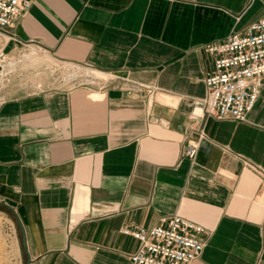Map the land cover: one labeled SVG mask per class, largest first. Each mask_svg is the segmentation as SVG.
Masks as SVG:
<instances>
[{
    "label": "crops",
    "instance_id": "crops-1",
    "mask_svg": "<svg viewBox=\"0 0 264 264\" xmlns=\"http://www.w3.org/2000/svg\"><path fill=\"white\" fill-rule=\"evenodd\" d=\"M29 1L0 52L54 63L0 88V200L30 264H130L140 242L123 229L176 213L206 228L190 264H264V86L243 120L202 102L207 45L264 17V0ZM65 62L113 78L55 84Z\"/></svg>",
    "mask_w": 264,
    "mask_h": 264
},
{
    "label": "built area",
    "instance_id": "built-area-1",
    "mask_svg": "<svg viewBox=\"0 0 264 264\" xmlns=\"http://www.w3.org/2000/svg\"><path fill=\"white\" fill-rule=\"evenodd\" d=\"M29 6V0H0V33L4 34L13 27ZM35 50L45 54L42 48ZM206 50L213 55L215 65L205 78L207 96L202 102L206 115L220 120H243L254 108L264 86V17L251 23L244 31H234L224 40L207 45ZM25 54L15 56L0 52V88L25 61ZM15 62L17 67L10 72L9 68ZM61 68L65 72L96 70L89 65L69 62L62 63ZM104 74L107 77L85 75L69 80L64 76L63 80L74 81L72 85L104 87L113 78ZM198 146L199 142H190L186 155L194 159ZM123 232L140 242L137 250L129 256L130 264H190L202 254L206 245L202 238L206 228L179 213L163 216L159 224L151 228L126 227Z\"/></svg>",
    "mask_w": 264,
    "mask_h": 264
},
{
    "label": "rangeland",
    "instance_id": "rangeland-1",
    "mask_svg": "<svg viewBox=\"0 0 264 264\" xmlns=\"http://www.w3.org/2000/svg\"><path fill=\"white\" fill-rule=\"evenodd\" d=\"M36 48H30L29 50L24 51V53H29L31 50ZM33 51L37 52L36 50ZM29 55L30 57L28 61L24 59L25 61L18 65V69L12 75H14L19 69L23 68L24 64L27 66L28 64L33 66L35 64L38 65L39 63L43 64L45 62L49 65L54 63L46 52L45 54L38 52L35 54L29 53ZM45 69L43 70L44 72H50L49 69ZM64 72L65 71L62 69L60 73L56 74L53 82L58 85H72L74 81L65 82L63 80V77L65 76ZM26 261L27 255L22 246L21 231L17 224V218L11 210L4 206H0V264H26Z\"/></svg>",
    "mask_w": 264,
    "mask_h": 264
},
{
    "label": "bare ground",
    "instance_id": "bare-ground-1",
    "mask_svg": "<svg viewBox=\"0 0 264 264\" xmlns=\"http://www.w3.org/2000/svg\"><path fill=\"white\" fill-rule=\"evenodd\" d=\"M29 53L30 54H35L37 52L31 51ZM29 53H26L25 54V58L27 59V61H28V59L30 57ZM16 67H17V62H15L14 64H12L11 68H9V71L10 72L15 71ZM64 75L69 80L70 79H74V78L76 79L77 77L85 76V75H90V76L95 77V78L96 77H98V78H105V77H107V75L104 74L103 72H100L98 70H90V69H82V72H79L78 69H76V71L75 70H69L68 72H65Z\"/></svg>",
    "mask_w": 264,
    "mask_h": 264
},
{
    "label": "water",
    "instance_id": "water-1",
    "mask_svg": "<svg viewBox=\"0 0 264 264\" xmlns=\"http://www.w3.org/2000/svg\"><path fill=\"white\" fill-rule=\"evenodd\" d=\"M0 206H4V207L8 208L9 210H11L15 214V216L17 218V224H18V226L20 228V231H21L22 246H23V249H24L25 253L28 256V260H27L26 264H30V262H31V256H30L29 250H28V242H27V236H26V229L24 227V224H23L21 218L17 214L16 210L10 204H8V203L0 200Z\"/></svg>",
    "mask_w": 264,
    "mask_h": 264
}]
</instances>
